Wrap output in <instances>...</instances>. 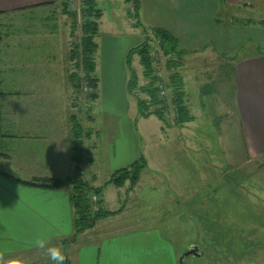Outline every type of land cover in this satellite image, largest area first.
<instances>
[{
    "label": "crops",
    "instance_id": "1",
    "mask_svg": "<svg viewBox=\"0 0 264 264\" xmlns=\"http://www.w3.org/2000/svg\"><path fill=\"white\" fill-rule=\"evenodd\" d=\"M109 1L113 14H131L132 6L137 5L138 14L156 15L147 24L174 33L180 48L188 51L184 57L207 48L215 50L219 58L216 61L218 70L226 72L231 85L228 112L243 141L242 155L249 162L264 157V54L258 55L254 50L243 56H230L217 50L220 45L227 47L235 32L216 22L220 0ZM60 2L64 0H0V16L55 6ZM99 2L96 0V6L102 13ZM227 3L230 7L242 5L244 9L264 13V0H227ZM62 25L66 29L65 37L42 32L20 40L14 39L7 26L0 23L5 30L0 37V166L4 169L0 170V252L6 260L19 257L29 264H54L43 255L45 250L34 244L35 238L43 236L49 246H60L66 253L65 264H178L175 244L170 240L163 241L161 232L124 229L117 223L126 211V194L127 197L132 194L135 201L142 204L147 202V197L151 199L154 192L167 186L168 182L160 179L161 172L174 176L175 165L183 163V157L176 154L174 148L178 146L185 149L184 152L190 149L185 141L172 145L161 140L172 125L183 128L190 122L175 125L168 121L170 126L155 123L151 121L152 115L139 114L137 102L129 92L126 55L144 37H152L149 30L123 34L111 31L102 38L101 45L96 41L92 74L97 79L94 102L98 108L89 112L86 122L79 123L87 132L82 138L83 178L94 187H103L102 183H105L101 193L103 206L118 212L98 220L92 228L64 246L62 241L74 233L69 187L31 186L5 174L31 180L67 178L74 172L71 142L72 124L76 118L72 98L77 81L72 76V26ZM119 75L122 77L120 83ZM127 92L133 97L131 101ZM149 126H154V132ZM146 127L151 132L150 138L142 131ZM95 133L101 135L102 140L94 139L92 144ZM152 137L160 138L159 142L150 145L152 148L165 151L164 147H167L168 150L165 151L167 162L159 168L152 166L157 153L145 145V139L149 143ZM140 155H144L148 165L134 188H130L129 181L121 187L106 184L116 170L129 166ZM189 155L193 157L192 153ZM102 171L109 177L105 182L99 180ZM143 187L148 191L144 194L142 190L143 194L139 195ZM106 189L115 190L122 201L121 208H109Z\"/></svg>",
    "mask_w": 264,
    "mask_h": 264
},
{
    "label": "rangeland",
    "instance_id": "2",
    "mask_svg": "<svg viewBox=\"0 0 264 264\" xmlns=\"http://www.w3.org/2000/svg\"><path fill=\"white\" fill-rule=\"evenodd\" d=\"M110 4L109 0L99 2L103 17L98 20L99 30L94 36L95 42L101 45L102 38L111 31L123 34L136 33L144 29L152 34L147 23L156 15L113 14ZM82 7V0H64L55 6L20 10L2 15L0 23L7 26L14 39L20 40L35 37L37 33L42 32L49 36L65 37L66 29L62 24H68L72 26L70 27L72 39L70 47L73 53L82 54L85 35ZM232 14L247 16L254 19L255 23L251 25L238 23V25L231 20H226L223 14L222 25L225 28L228 26L226 29L235 32L231 43L227 47L220 45L216 47L217 50L230 56H243L257 50L259 45L264 47V24H259L264 21V13L245 9ZM91 18L96 20L95 16ZM4 32L5 30L0 26V35ZM151 39L152 54L155 57L154 65L156 68H161L164 77L168 79L171 72L166 66L169 56L163 54L156 39ZM142 40L144 41L145 37ZM139 59L138 54L128 50L125 62L128 75H132V70L137 73L138 86L145 85L149 81L143 74V66ZM218 59L217 53L211 48L184 57L178 70L184 78L185 99L194 118L188 126H182L183 128L172 125L161 140L171 142L172 145L173 143L179 145L185 141L184 143L190 149L184 152L183 148L178 146L174 148L175 153L183 157L182 161L180 158L177 160L183 163L175 165L177 170L174 176L166 174L165 171L161 172L160 179L167 181V186L161 187L159 192H154L151 199L147 197V202L142 204L135 201L132 194L128 197L126 194L124 202L126 211L117 223L124 229H152V231L161 232L164 236L163 241L170 240L175 244L178 264H180V257L190 249L191 245H198L203 255L185 258V264H264V243L255 248L256 254L252 253L254 249L252 248V232L264 229V213H262L264 212V157H258L249 162L242 155L244 154L243 141L240 140L238 128L228 112L230 106L228 95L231 85L226 72L220 71V68L218 70L219 63L216 62ZM72 63L73 69L84 67L82 55L76 57ZM121 80L122 77L119 75V83ZM77 83L72 105L76 122L81 123L86 122L89 112L92 109L95 111L98 107L95 103L96 98L94 99L90 93L87 94L89 98L85 95L81 80H77ZM94 91L96 90L93 88ZM134 92L132 96L136 102L137 97L148 99V95L138 88H135ZM127 95L131 101L133 97L131 98L128 92ZM85 100L89 101L90 105ZM169 103L170 112L165 114V118L174 124L173 104ZM151 121L164 124V121L155 115H152ZM149 127V130L154 132V126ZM147 129V127L142 128V131L150 138L151 132ZM82 131L81 138H85L87 132L83 126ZM94 139L98 142L99 139L102 140V136L95 133L91 138L92 144ZM145 141L148 148L147 146L159 142L160 138L152 137L149 143L147 139ZM164 148L167 152V147ZM152 149L157 153L152 159V166L162 167L167 162L166 152L162 149ZM189 153H192V158ZM184 166L185 169H183ZM0 170L4 169L0 166ZM98 176L99 180H103L102 182L109 178L103 171ZM102 185L105 187V183ZM144 187L139 190V195L143 194L142 190L144 194L147 193L148 190H144ZM105 192L106 199L110 200L111 210L123 206L115 190L106 189ZM252 205L257 212L261 213L259 214L261 224L254 221ZM155 235L160 234L155 233ZM235 239L247 240L249 246L241 249L237 245H227L228 242L233 243ZM261 240L264 241V239ZM243 253L246 256H243ZM43 255L47 257L46 252Z\"/></svg>",
    "mask_w": 264,
    "mask_h": 264
},
{
    "label": "trees",
    "instance_id": "3",
    "mask_svg": "<svg viewBox=\"0 0 264 264\" xmlns=\"http://www.w3.org/2000/svg\"><path fill=\"white\" fill-rule=\"evenodd\" d=\"M82 14L85 18L83 23L84 37H83V52L74 53L73 60L76 57L82 55V60L84 64V68L87 73V79L89 84L94 88L93 93H91L92 97L95 99L97 96V79L92 75V72L95 69V51L97 49V43L94 40V36L99 30L98 20L102 16L101 11L96 6V0H82ZM238 10H245L242 5H237L230 7L227 3V0H220V6L218 13L216 14V22L222 23L221 16L224 14L226 20H231L235 24H245L251 25L255 23L254 19H250L249 17H242L239 15H234L232 13ZM134 14L137 13V5H134ZM223 13V14H222ZM95 16L96 20H93L91 17ZM227 22V21H226ZM259 22V21H258ZM238 24V25H239ZM259 24H264V21L259 22ZM152 31V37L148 36L145 40L137 45L136 47L131 49V53L138 54L140 58V63L143 66V74L149 79L148 83L145 85L139 84V79L137 73L132 70V75L130 76L128 82L129 92L134 94L135 88L145 92L148 95V99H143L137 97V107L138 112L141 116L149 117L151 115L157 116L159 119L164 121L166 125H169V122L165 118V114L170 112L169 102L173 104V116H174V124L175 125H183L186 122H190L193 120V115L190 112L189 106L186 103V93L184 89V80L178 68L182 65L184 56L188 54V51L181 49L179 44V39L177 36L172 33L170 30L153 26L150 27ZM1 37V35H0ZM156 39L158 41L159 47L162 50L165 56H169L167 60V69L171 70L168 79L163 77L162 79L157 76L155 57L152 52V39ZM75 50V49H74ZM258 55L264 54V47L259 45L257 50H255ZM174 69V71H172ZM72 76L76 79L78 77L76 74H72ZM164 76V75H163ZM159 82L164 83L166 88V96L161 97ZM78 87V83L76 82V88ZM1 95V92H0ZM169 98V99H168ZM168 100H170L168 102ZM82 131L79 123L73 122L72 124V150H73V160L75 163L74 172L71 176L67 178L60 177H44V178H34L31 180H23L15 177V175L7 174V176L18 180L27 185L46 188V189H58L63 188L65 186L69 187V195L70 201L72 203L74 209V233L69 239H64L62 242L64 246L70 244L75 241L77 237L87 229L92 228L96 222L102 218H106L117 211H110L109 209L103 206V200L101 193L103 192V187H94L91 186L87 180L83 178V165H82ZM148 163L144 155H140L138 159L132 162L129 166L116 170L110 177V179L106 182V184H114L117 187L123 186L127 181L130 182V188H134L140 178L143 170L147 167ZM99 195V209L94 211V204L92 201V195ZM256 205V204H255ZM262 213H264L262 211ZM261 213L257 212V209L252 205V216L254 215V221L261 224L259 222ZM239 220V219H238ZM263 227V226H259ZM252 248L253 252H257V246H260L261 243H264L261 239H264V229L259 231L252 232ZM261 235V236H260ZM235 243V244H234ZM239 246L241 249H245L249 246V241L243 239H235L233 243L228 242L227 245ZM66 255V253H64ZM256 254V253H254ZM203 255L201 251V255L197 257H201ZM250 256V254H248ZM243 256L246 254L243 253Z\"/></svg>",
    "mask_w": 264,
    "mask_h": 264
},
{
    "label": "clouds",
    "instance_id": "4",
    "mask_svg": "<svg viewBox=\"0 0 264 264\" xmlns=\"http://www.w3.org/2000/svg\"><path fill=\"white\" fill-rule=\"evenodd\" d=\"M57 144H59V142H57ZM34 244L39 249H44L46 255L54 264H65L67 257L60 246H49V241L43 236L35 238ZM0 264H29V262L19 257L6 260L4 258V253L0 252Z\"/></svg>",
    "mask_w": 264,
    "mask_h": 264
},
{
    "label": "built area",
    "instance_id": "5",
    "mask_svg": "<svg viewBox=\"0 0 264 264\" xmlns=\"http://www.w3.org/2000/svg\"><path fill=\"white\" fill-rule=\"evenodd\" d=\"M131 10L134 11V5L132 6ZM73 73H75L76 76L79 78V80H81L85 95H87V94L89 95V93L91 94L93 92V87L88 82L87 73H86L85 68L80 66L79 68L74 69ZM156 73H157V76L160 77L161 79L164 77L161 68H159V67L156 68ZM159 87L161 90L160 95L162 97H165L166 96V88H165L164 83L159 82ZM88 95H87V97L89 98ZM85 101L88 103V105H90L89 101H87V100H85ZM92 201L94 204V211L98 210L99 209V203H98L99 202V195L93 194L92 195Z\"/></svg>",
    "mask_w": 264,
    "mask_h": 264
},
{
    "label": "water",
    "instance_id": "6",
    "mask_svg": "<svg viewBox=\"0 0 264 264\" xmlns=\"http://www.w3.org/2000/svg\"><path fill=\"white\" fill-rule=\"evenodd\" d=\"M201 255V251L198 247V245H191L190 249L186 251L181 257H180V264H185L184 260L185 258H188L190 256H198Z\"/></svg>",
    "mask_w": 264,
    "mask_h": 264
}]
</instances>
